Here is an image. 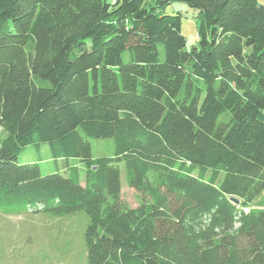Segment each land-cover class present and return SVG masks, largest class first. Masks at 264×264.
<instances>
[{
	"label": "trees",
	"instance_id": "trees-1",
	"mask_svg": "<svg viewBox=\"0 0 264 264\" xmlns=\"http://www.w3.org/2000/svg\"><path fill=\"white\" fill-rule=\"evenodd\" d=\"M262 195L264 0H0V207L85 212L87 264H264Z\"/></svg>",
	"mask_w": 264,
	"mask_h": 264
},
{
	"label": "rangeland",
	"instance_id": "rangeland-1",
	"mask_svg": "<svg viewBox=\"0 0 264 264\" xmlns=\"http://www.w3.org/2000/svg\"><path fill=\"white\" fill-rule=\"evenodd\" d=\"M177 9L182 11V30L188 47H192L197 40L198 12L181 2L170 5V11ZM89 141L94 156L114 153L112 137L89 138ZM18 161L39 162L43 174L55 171L66 174V159L55 160L45 142L40 148L26 145L19 152ZM120 169L121 199L130 206H138L147 196L129 186L123 163ZM88 222L89 217L83 211L56 215L24 206L0 207V264H87L84 233Z\"/></svg>",
	"mask_w": 264,
	"mask_h": 264
},
{
	"label": "water",
	"instance_id": "water-1",
	"mask_svg": "<svg viewBox=\"0 0 264 264\" xmlns=\"http://www.w3.org/2000/svg\"><path fill=\"white\" fill-rule=\"evenodd\" d=\"M231 200L235 203V204H239L240 203V199L236 198V197H232Z\"/></svg>",
	"mask_w": 264,
	"mask_h": 264
},
{
	"label": "built area",
	"instance_id": "built-area-1",
	"mask_svg": "<svg viewBox=\"0 0 264 264\" xmlns=\"http://www.w3.org/2000/svg\"><path fill=\"white\" fill-rule=\"evenodd\" d=\"M245 211H247V209L245 208Z\"/></svg>",
	"mask_w": 264,
	"mask_h": 264
},
{
	"label": "clouds",
	"instance_id": "clouds-1",
	"mask_svg": "<svg viewBox=\"0 0 264 264\" xmlns=\"http://www.w3.org/2000/svg\"><path fill=\"white\" fill-rule=\"evenodd\" d=\"M244 211H245V209H244Z\"/></svg>",
	"mask_w": 264,
	"mask_h": 264
}]
</instances>
